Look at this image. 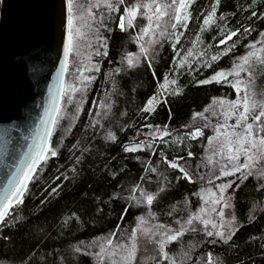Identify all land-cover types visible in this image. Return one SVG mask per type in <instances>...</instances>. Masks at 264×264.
I'll list each match as a JSON object with an SVG mask.
<instances>
[{"label": "trees", "instance_id": "obj_1", "mask_svg": "<svg viewBox=\"0 0 264 264\" xmlns=\"http://www.w3.org/2000/svg\"><path fill=\"white\" fill-rule=\"evenodd\" d=\"M179 3L121 2L125 27L114 33L112 46L123 57L107 82L104 33L69 45L48 149L22 202L0 225V264H208L209 254L213 264H264V162L251 175L241 169L228 176L233 166L209 153L212 122L238 97V85L254 110L264 106V0H192L187 19L177 22ZM214 7L213 22L205 24ZM249 53L255 55L244 64ZM221 72L233 74L213 79ZM248 117L253 134L264 137V117ZM242 176L225 229L201 219L187 224L202 206L204 188ZM148 194L154 195L150 205ZM148 211L183 235L160 257L129 262L131 236ZM218 232L235 234L225 242Z\"/></svg>", "mask_w": 264, "mask_h": 264}, {"label": "water", "instance_id": "obj_2", "mask_svg": "<svg viewBox=\"0 0 264 264\" xmlns=\"http://www.w3.org/2000/svg\"><path fill=\"white\" fill-rule=\"evenodd\" d=\"M69 19V0H0V208L6 207L5 218L27 191L54 131L68 72Z\"/></svg>", "mask_w": 264, "mask_h": 264}, {"label": "rangeland", "instance_id": "obj_3", "mask_svg": "<svg viewBox=\"0 0 264 264\" xmlns=\"http://www.w3.org/2000/svg\"><path fill=\"white\" fill-rule=\"evenodd\" d=\"M179 5L177 11L181 18L180 22H182L185 20V14L188 15V8L181 9ZM150 17L151 19L149 20L153 21V14L150 15ZM76 35L83 37V31L78 27H76ZM238 88V97L233 102L227 104L221 110L220 115L212 122L214 132L209 142V153L210 157L218 159L223 165L227 164L233 166V168H231V170L229 168L227 172H232L239 167L243 169L242 173L247 175L249 169L241 167L247 162V155L254 156L253 167L251 169L253 171V169L260 168V165L264 162V149L259 145L260 137H256L253 132L251 136H248V133L245 132V127L249 124L248 119L246 121H240L238 119L243 112L244 96L247 95L243 85H238ZM160 93L162 95L161 100H165L166 93L162 87H160ZM234 104L237 106L234 107ZM254 111L258 113V110ZM238 124L239 126H237ZM193 135L196 136L198 134L195 132ZM245 137L254 140L257 144V148L248 149L247 155L243 149H240V144L238 143V141H241L242 138ZM245 147H247V145H245ZM237 149H240L238 154ZM232 155H238V158L230 160L229 156ZM257 157L259 158L258 163L255 161ZM242 179L243 176L234 179L228 178V180L225 179V181L220 182L216 188H204L201 192L203 203L195 217L204 221L211 229H214L212 225H216L219 229H225V224L232 214L231 195ZM225 185H230V187L224 188L222 191V186ZM221 196H223V200L220 199ZM225 201L229 205L228 207L224 206ZM221 225H223V227H221ZM177 231H180L178 227L155 220L153 213L148 211L140 217L129 242L130 250L133 245L135 246L132 260L135 262H148L160 257L164 251L165 245L168 243L167 236ZM161 245H163V247H161Z\"/></svg>", "mask_w": 264, "mask_h": 264}, {"label": "snow or ice", "instance_id": "obj_4", "mask_svg": "<svg viewBox=\"0 0 264 264\" xmlns=\"http://www.w3.org/2000/svg\"><path fill=\"white\" fill-rule=\"evenodd\" d=\"M121 2H123V0H121ZM192 0H181L180 2V5L179 7L181 9H186L188 7H190V4H191ZM173 3H176V0H173ZM216 3L217 5L219 4V0H216ZM71 5H72V0H69V11H71ZM109 7H111V5H108ZM144 7H150L149 5H144ZM156 11L157 12H160V7L159 5L157 6L156 8ZM135 14H136V8H133V9H130L128 10V15L130 17V19L128 20V26H132V19L131 18H134L135 17ZM162 14H166V13H162ZM215 16V7L213 8V12L211 14H209V16L205 19V24H209L211 22H213V18ZM149 19H151V17H149ZM184 19H187V15L185 14L184 16ZM176 20L177 22H180L181 18L180 16H176ZM69 25L71 26L73 21L71 19H69ZM120 27L121 29L123 30L125 25H124V21H123V18H121V23H120ZM145 32H147V30H145ZM231 35H235V33H232ZM231 35L228 37V39H231ZM222 43H224V41H222ZM72 44V37L70 36L69 37V45L71 46ZM250 47H255V45H250ZM106 55V53H104ZM255 53H249L248 55H246L245 57L242 58L243 60V63L244 64H248L249 63V60L252 56H254ZM213 60H216L218 59V57L216 56H213L212 57ZM257 59H259V57H257ZM132 61L131 59H129V64L131 65ZM261 63H264V60H261ZM98 70V69H97ZM233 73H217L216 74V77H214L213 79H226L227 78V75H231ZM236 75H238L239 73L236 72L235 73ZM208 82H211V81H204V83H208ZM239 84V81L237 82ZM236 86V85H234ZM238 94H239V88H238ZM155 99V98H153ZM152 104V101H149V105L151 106ZM234 107H236L237 105H233ZM257 107L256 104H252V105H249L248 103V95H245L244 96V105H243V112L241 113L240 117L238 118L240 121H246L249 117H248V113L252 112L253 113V118L257 121V122H260L261 120V117H264V106H261V110L257 113L254 111V109ZM145 111H150L152 110L151 107H148V108H145L144 109ZM239 126V124L237 125ZM245 132L248 133V136H251L252 135V125L251 124H247L246 127H245ZM198 134V133H197ZM238 143L240 144V149H243L245 151V154L247 155V152H248V149L249 148H252V149H255L257 148V144L254 142V140H250L248 139L247 137L245 138H242L241 141H238ZM245 145H247V147H245ZM259 145L261 146L262 149H264V137H260L259 139ZM139 147H142V145H137L136 148H139ZM150 147V145H149ZM136 148H130V147H126L125 148V151H135ZM240 149H237V154L239 153ZM231 150V149H230ZM56 151L55 150H50V155L51 156H56ZM238 158V155H232V156H229V159L232 160V159H237ZM253 161H254V156L253 155H247V162L244 163L241 167L242 168H245V169H249L248 171V175H251L253 174L252 173V167H253ZM255 161L256 163L259 162V158H255ZM170 167H177L176 164L172 163L169 165ZM241 168H236L234 171L232 172H225L224 174L225 175H234L235 174V171H240ZM181 171L183 172V169H181ZM184 178H188L189 180L191 179L190 177H188L187 173H184ZM244 178H247L246 176ZM227 187H230V185H225V186H222V191L224 188H227ZM163 189H161L162 191ZM17 192H19L20 190L17 189L16 190ZM154 199V195L152 194H148L147 195V203L150 205L152 203ZM221 200H223V196L220 197ZM18 202H22V201H18ZM11 202H9L10 204ZM224 206L225 207H228L229 205L227 204V202L225 201L224 203ZM7 215V209L6 207L5 208H0V223H3L4 222V219H5V216ZM222 215V213H221ZM194 219H198L197 217H192V218H189V220L187 221V224L188 225H192L193 223V220ZM234 217H233V221H234ZM213 228H216L217 226L216 225H212ZM221 227H223V225H221ZM193 231H195L196 229L195 228H192ZM183 229L180 230V231H177L176 233L172 234V235H168L167 236V242H173V241H176L179 237H181L183 235ZM235 233L234 232H231L230 234H228L227 236H225V233L223 232H218L217 235L220 236L221 239H224L225 242L228 240V239H231V236L234 235ZM208 235H212V233H208ZM109 243H111V241H109ZM161 247H163V245H161ZM134 251H135V246L133 245L132 249L128 252V256H127V260L130 262L133 258V255H134ZM165 259H168L167 257V254H165ZM172 264H175V261L172 262ZM208 264H213V261H212V257H211V254H209V258H208Z\"/></svg>", "mask_w": 264, "mask_h": 264}, {"label": "flooded vegetation", "instance_id": "obj_5", "mask_svg": "<svg viewBox=\"0 0 264 264\" xmlns=\"http://www.w3.org/2000/svg\"><path fill=\"white\" fill-rule=\"evenodd\" d=\"M121 18V0H72L70 19L73 21L71 37L74 48L84 36L96 38L100 33H104L101 40V55L107 58L102 73V79L106 82L110 80L113 68L122 61L123 57L121 48L115 47L113 51L112 46L114 33L122 30ZM76 27L83 31V37L76 35Z\"/></svg>", "mask_w": 264, "mask_h": 264}]
</instances>
